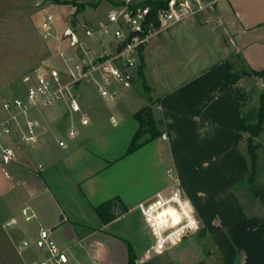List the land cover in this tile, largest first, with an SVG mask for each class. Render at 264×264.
<instances>
[{"label": "crops", "instance_id": "crops-1", "mask_svg": "<svg viewBox=\"0 0 264 264\" xmlns=\"http://www.w3.org/2000/svg\"><path fill=\"white\" fill-rule=\"evenodd\" d=\"M218 1L216 11L204 13L199 21L209 23L214 17L223 22L237 45L236 53H242L240 60L248 70L264 69V56L258 54V44H262L260 37H264V0H224L220 5ZM189 21L192 23V19ZM161 42L153 41L144 52V76L150 88L145 69L158 48L156 45ZM227 72L226 64L216 78L202 76L196 79V85L184 87H189V93L185 90L180 95L179 91H172L159 97V101L154 99L153 112H162L169 134L133 152H129V148L139 128L134 114L148 105L134 96L136 83L116 100L102 98L92 103V109L84 104L91 121L95 114L93 109H97L100 125L108 121L111 129H103L99 134L88 133L81 141L79 134L75 137L78 141L63 150L39 143L43 133L71 125V117L45 116L41 122L37 119L38 142L18 147L17 159L0 161V227H11L9 240L24 242L27 247L33 243L37 249L33 250L32 263L46 256V237L55 240L67 252L79 245L82 262L87 264L97 261L130 264L129 243L137 254L138 264H221L225 259L231 264H264V179L258 196L253 195L249 205L232 190L233 185L248 174L237 137L241 115L232 87L227 86L217 93L196 116L197 109L210 95L213 83ZM74 123L80 128L78 118ZM172 132L175 137L181 133L188 147L200 145L204 155L208 151L223 152L214 163L209 164L205 159L207 166L226 168L228 165L231 169L225 184L215 189L217 193L203 196L198 207L203 233L213 237L222 261L199 240V243L183 245L185 239H181L170 242L161 251L151 249L156 235L153 226L157 234H162L168 227L181 226L184 219L190 220L188 226L196 224L191 204L179 197L165 202L157 199L150 205L147 216L141 209V205L149 203L169 186L161 177H156V169L160 170L169 157L163 153L162 139L172 140ZM171 148L169 158L175 162L177 155ZM227 150L233 152L228 163L224 159ZM4 168L9 171V177ZM101 205L106 206L104 213L109 220L105 221L97 211ZM24 209H28L31 219H26Z\"/></svg>", "mask_w": 264, "mask_h": 264}, {"label": "rangeland", "instance_id": "rangeland-1", "mask_svg": "<svg viewBox=\"0 0 264 264\" xmlns=\"http://www.w3.org/2000/svg\"><path fill=\"white\" fill-rule=\"evenodd\" d=\"M72 1L83 3L86 6L78 12L76 6L70 3ZM125 1L59 0L57 2L55 0H0V100L20 94L21 89L24 87L22 78L30 71L29 69L53 57L50 52L51 45L45 42L40 31V23L47 12L55 15L61 30L73 27V22L76 21L81 34H84L82 28L84 22L87 21L96 26L103 23L107 19L109 10L114 5L122 4ZM141 1L134 0V2ZM223 1L219 0L218 5ZM216 6L215 4L211 5L206 11L194 15L191 18L192 23L188 20L173 24L154 39V41L161 40L162 42L156 45L158 48H156V52L150 57L145 69L151 88L147 82L144 84L146 79L138 74L137 85L134 88L136 99H142L145 104L154 106V99L159 101V97H164L169 92L179 91L177 94L182 95L183 91H189V87L185 89L184 87L196 85L194 84L196 79H201L202 76L205 77L204 79L219 76V73L225 69L227 61L232 63L234 71L241 72L248 70L243 61L240 60L242 53H236L237 45L234 43L231 35L226 32L223 22L215 20L214 17L210 19L209 23H201L199 21L204 13L215 12ZM260 38L262 44H258L260 46L258 54L264 56V37ZM42 59L44 60L42 61ZM140 66L143 67L144 73V55ZM235 87L238 90L237 95L241 116L247 123H257L261 106V95H264V78L246 75L240 79ZM185 95L187 94L185 93ZM101 100L102 97L92 85H82V105L87 104L92 109V103ZM93 110L95 114L90 124L87 126L79 124V129H81L79 140L88 133L99 134L103 129H111V124L108 121L104 126L100 125L97 120L99 111L97 112V109ZM159 112L156 114L153 112V114L158 123L157 126L166 131L162 136V138H165L169 132L166 130L165 125L160 123L163 120V114L161 111ZM30 114L38 119L39 122L45 116L62 118L70 115L64 105H58L43 112L32 110ZM69 130L70 125H66L59 127L57 130L54 129L43 133L39 144L63 150V147L58 144L59 138H64L68 145L78 141L70 137ZM180 134L175 137V134L172 132V140H170L172 143L162 139L163 153L170 157L172 155V146L177 155L175 162L168 157L162 168L160 170L156 169V177H161L169 186L144 206L145 209H149V206L157 199L165 202L173 196L175 191H178L182 199L187 200L191 204V214L196 224L188 226L191 224L190 220L184 219L181 226L168 227L162 230L164 237L171 236L165 244L164 249L167 247V244L170 245V242H177L181 239H185L182 242L184 243L183 245L185 243H199V240L204 243L206 249L211 254L218 256L219 260L222 261L223 259H221L213 242V237L210 234L203 233V227L198 215V207L203 196L212 195L213 192H216L215 189H218V186L225 184L226 178L229 179L231 169L228 165L226 168L207 166L205 159H208L209 164L214 163L215 159L222 157L223 152L216 150L208 151L204 155L199 149L200 145L193 147L186 146V138ZM248 135L247 132L243 134V138L239 140V147L243 152V157L250 161L247 147ZM257 141L259 143L257 150L259 167L256 174V183H249L247 175L232 187L233 191L236 190L239 193L245 205H249L252 202V190L254 187H259L264 179V124L260 135L257 137ZM24 144L26 143H21V145ZM226 152L228 153H226L227 155H225L224 159H227L226 162L228 163L233 158V152L231 150H227ZM187 187L190 191H187ZM10 231V226L0 227V264H32V260L35 258L33 250L37 248L33 243H29V247H27L26 243L21 241L18 243L11 242L8 237ZM1 238L3 239L1 240ZM188 239L194 240L189 241ZM157 241L158 236L155 235L153 238L154 243H151L150 246L155 245ZM80 244L83 245V243ZM68 254L72 264H87L82 262L79 245L68 250Z\"/></svg>", "mask_w": 264, "mask_h": 264}, {"label": "built area", "instance_id": "built-area-1", "mask_svg": "<svg viewBox=\"0 0 264 264\" xmlns=\"http://www.w3.org/2000/svg\"><path fill=\"white\" fill-rule=\"evenodd\" d=\"M145 1L126 0L114 5L103 23L96 26L84 22V34L76 22L73 27L61 30L55 15L45 14L40 31L51 45L53 57L23 76L20 94L0 100V161L17 159L21 143L38 142L39 122L30 114L32 110L43 112L64 105L73 120L69 135L77 137L80 129L74 120L78 118L82 126L91 122V115L81 102L82 85H92L106 101L116 100L123 91L133 88L144 52L157 36L177 22L190 20L218 0H166L167 5L157 10ZM112 122L116 124L114 117ZM58 144L68 146L64 138H59ZM3 171L10 176L6 168ZM174 197L182 199L178 191L169 199ZM141 209L147 216L149 209L144 205ZM23 213L27 220L32 218L28 209ZM155 234L158 241L151 249L161 251L171 236L157 234L156 228ZM44 242L46 256L32 264H72L67 250L55 240L45 237Z\"/></svg>", "mask_w": 264, "mask_h": 264}, {"label": "trees", "instance_id": "trees-1", "mask_svg": "<svg viewBox=\"0 0 264 264\" xmlns=\"http://www.w3.org/2000/svg\"><path fill=\"white\" fill-rule=\"evenodd\" d=\"M59 1V0H55ZM74 6H76V10L79 12L85 8V4L83 3H76L75 1L70 2ZM145 4H150L153 6L155 10H157L159 7L166 6L167 1L166 0H147L145 1ZM74 19H76L74 17ZM76 22V21H75ZM73 22V23H75ZM227 66H228V72L227 74L213 83L211 87V93L210 95L206 98V100L201 104V106L197 109L196 111V116H199L203 109L215 98L216 94L221 92L224 88L227 86H231L234 92V97L235 101L237 104V108L239 110V115L240 113V104L238 101V90H236V84L240 81V79L243 76L246 75H252L260 78H264V69L261 70H243L241 72L238 71H233L232 70V63L230 61H227ZM139 74L142 78H145L144 73H143V67L140 66L139 69ZM144 84H146V80L144 81ZM134 117L137 119L139 122V128L137 132L135 133L130 148L129 152H133L140 148L142 145L163 136L166 131L164 129H160L157 126V122L154 118L153 114V107L152 105H145L142 107L140 110H138L135 114ZM160 123H163V120L160 121ZM240 124H241V130L238 133L237 137L240 140L243 138L244 133H248L249 135L247 136V145H248V154L250 156V161H248L246 158H244L247 167H248V176L247 180L249 183L255 184L256 183V174H257V169H258V153L257 150L259 148V143L257 141V137L260 135L262 131V126L264 124V95H261V106H260V111H259V119L257 123H247L246 120L241 116L240 118ZM262 188V184L259 187H254L253 195L256 197L258 196L260 190ZM106 206L101 205L97 208V211L99 214L103 217V219L109 220L106 218L104 210ZM129 261L130 264H138L137 263V254L132 246L131 243H129ZM148 264V263H144ZM221 264H231L228 260H224Z\"/></svg>", "mask_w": 264, "mask_h": 264}]
</instances>
